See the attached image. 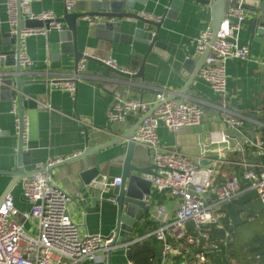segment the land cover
<instances>
[{"label": "crops", "instance_id": "1", "mask_svg": "<svg viewBox=\"0 0 264 264\" xmlns=\"http://www.w3.org/2000/svg\"><path fill=\"white\" fill-rule=\"evenodd\" d=\"M88 1L78 0L74 9H84ZM183 1L182 6L173 13L172 17H169L170 0H147L144 5L135 2V9L138 12L162 16L159 37L168 43L166 58L158 53L149 54L143 79L133 77V74L125 77L96 61L85 59L84 77L78 82L74 95L48 82L53 78L66 77L76 66V58L72 53L53 57L50 44L59 40L61 29L51 28L45 32L30 33L25 37L27 54L34 63L28 69L22 67L21 77L24 83L20 90H16L15 98L19 102L18 97H21L22 111L28 120V132L23 139L21 153L22 166L26 172H34L37 162H54L52 164L56 165L57 162L74 156L87 147L94 148L111 140L117 134L130 130L138 122L135 118L130 117L118 122H111L107 118V111L116 97H141L147 102H153L157 94L164 92L171 99L202 102L205 114L202 124L184 126L177 132L163 125L160 126L158 134L161 142L169 148L184 152L200 164L210 155H218L222 158L207 160L209 164L218 166L220 174L223 172L237 176L241 192L236 198L221 204L217 212L222 216L223 208L228 207L232 201H237L244 206L242 217L254 218L252 205L261 200L257 191L248 186L243 172L249 167L260 169L264 166V35L252 36L251 27L242 24L232 37L237 44L249 46L250 57L244 60L228 61V92L225 98L214 92L211 85L199 76L195 78L188 92L183 95L180 90L187 84L190 76L192 77L194 65L191 70L185 71V76L181 73L182 64L186 59L195 61L200 58L202 54L197 53L196 50L197 38L202 31L212 29L213 26L210 6H203L195 0ZM7 2L8 0H0V53L15 47L13 38L10 36L13 33L9 23ZM30 3L32 14L52 10L59 17L65 11L63 0H32ZM245 13L246 18L251 17L247 11ZM121 21L123 34H131L134 28L141 26V22L136 19L125 18ZM88 25L89 30L80 31L78 34L80 51L99 58L111 56L120 69L127 68L137 72V69L130 65L133 59L132 52L144 53L146 45L135 41L128 43L122 40L96 38L92 29L93 25ZM4 67L5 72L15 69L7 65L6 60ZM45 72L49 74L47 77ZM12 100L0 101V170L18 168L19 134L15 117L10 111ZM223 103L228 109L245 117L243 135L251 138V144L244 142L243 135L228 131L224 121L225 114L219 108ZM85 127H87L89 140H87ZM226 133H230L234 139L224 141ZM202 143H210L212 152L203 154ZM261 143L263 145L260 148L258 145ZM127 147V141H124L86 158L54 165V168L47 169L52 173L53 180L71 196L69 213L82 233H99L108 237L115 232L117 206L109 198L115 186L108 187V184L115 177H121ZM133 161L139 166L153 165L148 147L137 144ZM244 163L248 165L245 166ZM94 165L98 166L102 174L108 176L102 199L98 198L96 191L80 186L82 182L80 171ZM24 179L16 183L9 194L12 195L19 211L30 207V204L22 197ZM11 183L12 176L0 174V201L4 199V194ZM179 206V198L166 191L158 192L152 186L149 212L139 223L148 216L157 226L145 233L146 236L138 235L135 228V232L126 243L118 241L109 251L95 259L86 258L80 264H129L131 260L127 255L128 247L132 243L143 242L149 238L150 236L147 235L162 223L161 219L166 221L173 219ZM251 209L253 211H250ZM159 210L161 214L158 213ZM260 211H263V206ZM19 217L27 229L35 228L33 222L25 221L21 215ZM213 225L217 228L225 227L220 221V216L219 222ZM211 227L212 224H209L196 229L192 222H188L186 235L183 238L168 237L174 245L182 239L187 244L185 249L188 253L182 260L179 259L178 264H200L199 253L195 251L198 248L202 249L200 252L206 256L204 264H216L214 260L217 255L220 257L219 243L223 240L222 238L209 239ZM175 246L183 248L181 243ZM180 253L181 251L174 253L163 260L161 248L162 260L159 264L177 262L176 256ZM193 255L196 256L193 257ZM220 259L223 260V258Z\"/></svg>", "mask_w": 264, "mask_h": 264}, {"label": "built area", "instance_id": "2", "mask_svg": "<svg viewBox=\"0 0 264 264\" xmlns=\"http://www.w3.org/2000/svg\"><path fill=\"white\" fill-rule=\"evenodd\" d=\"M31 1L8 0L9 23L13 34L17 32V3L23 6ZM77 1L64 0L66 9L72 11ZM139 14L147 19L162 20V16H154L146 12ZM232 17L241 21L246 18V13L242 9H231L222 21L213 42V31L210 28L202 31L196 41V50L199 54L211 47L198 76L208 82L214 92L222 98H225L228 92V61L250 57L249 46L239 45L232 39L241 26L240 23H233L230 19ZM32 18L49 19L52 21L50 28H63L61 23L55 21L57 16L52 10L32 14ZM87 21L90 25L95 23L92 18H88ZM47 30L45 28L22 30L21 47L17 54L21 68L28 69L34 63L27 54L25 37L30 33ZM5 60L6 55L0 53V73L5 72ZM102 60L115 68H120L111 56ZM85 68V59H81L66 77L53 78L48 82L74 95L78 82L84 77ZM121 69L130 74L135 73L131 69ZM47 73L45 72L46 77L49 75ZM219 108L225 114L224 121L228 131L243 135L245 117L228 109L224 103ZM10 111L15 117L17 133L19 134L21 127L24 139L28 132V120L25 114L20 112L17 98L12 100ZM204 114L205 108L202 102L171 99L164 92L157 94L153 102H147L141 97H116L107 111V118L111 122L125 121L130 117L141 120L133 139L138 144L147 146L150 151L151 161L155 167L152 186L158 192L166 191L180 199V206L174 218L167 221L161 219L162 223L147 235L154 236L162 242L163 260L181 251L180 247L168 240L169 236L175 239L183 238L186 235L188 222H192L196 229L219 222L218 207L236 198L241 192L237 176L223 172L220 174L217 165L200 164L184 152L167 147L160 140L158 134L160 126L163 125L177 132L184 126L202 124ZM144 116L146 117L143 118ZM231 139L234 137L226 133L224 141ZM244 142L251 144L252 140L244 136ZM262 145L263 143L258 146L261 148ZM209 152H212L211 144L202 143V153ZM52 163L37 162L34 173L23 180L22 197L30 204L27 210L19 211L12 195H8L1 203L0 264H80L86 258L95 259L115 247L114 234L106 237L99 233L81 232L69 213L71 196L53 180L52 173L47 170ZM244 165L248 164L244 163ZM243 177L248 182V186L257 191L264 211V166L260 169L253 167L245 169ZM121 182L122 178L117 176L108 187L119 186ZM158 213L161 214V210ZM20 215L25 221L33 222L35 228L27 229L20 220ZM228 234L226 232V236ZM198 261H206L204 253L198 254ZM129 264L134 263L130 261Z\"/></svg>", "mask_w": 264, "mask_h": 264}, {"label": "water", "instance_id": "3", "mask_svg": "<svg viewBox=\"0 0 264 264\" xmlns=\"http://www.w3.org/2000/svg\"><path fill=\"white\" fill-rule=\"evenodd\" d=\"M64 1V0H63ZM147 0H89L87 6L84 9L68 11L65 7V11L62 16L55 19L63 25V28L59 33V40L50 44L53 57H57L60 54H74L76 58V64L81 59H88L98 62L100 65L105 66L120 75L129 77V72H126L120 68H115L102 58L95 55L85 54L79 50L78 47V34L80 31L90 29L88 25V18L95 20L92 27L94 36L96 38H102L104 40H122L128 43L138 42L147 46L144 53L132 52L133 59L131 61V67L136 68L137 72L133 74V77L144 78V69L147 57L150 53H158L164 58L167 57L168 43L164 42L159 37V30L162 26V21H155L147 19L139 14L135 9V2L140 4H146ZM203 6H210L212 10L213 18V37L212 42L215 40L218 29L224 20L228 16L231 9H242L247 11L251 16L241 21L236 17L230 18L233 23L247 24L251 27L252 36L259 34L264 35V0H195ZM259 3H256V2ZM183 0H170L171 11L169 17H172L173 13L178 10ZM31 3L21 6L17 3V32L11 34L13 38V44L15 47L11 50L3 52L6 55V63L15 69L0 73V101H9L15 98L16 90H20L24 80H22V68L17 59V54L21 47L20 37L23 29H38L45 28L51 29L49 19H37L32 18ZM136 19L141 22V26L133 29L131 34H123L122 31V19ZM211 47L206 49L198 60L192 61L186 59L182 64V74L186 76L187 70L192 69L194 65V73L190 76L187 84L181 88L180 93L186 94L190 87L193 85L195 78L198 77L199 71L204 66L206 58L210 53ZM13 90V91H12ZM19 99V109L22 113L21 97ZM149 115V114H148ZM146 115V116H148ZM144 116L143 118H145ZM138 121L130 130L117 134L111 140L104 142L94 148L87 147L82 152L71 156L67 159L57 162L58 164H51L49 167L54 168V165H60L68 163L70 161L86 158L98 151H101L107 147L127 141V154L123 164V170L121 174L122 182L119 186H115L109 198L112 199L117 206V222L113 238V245H116L118 241L126 243L135 232V228L143 217L149 212L150 197L152 193V180L154 177V165L139 166V164L133 161L134 150L138 144L133 136L140 124ZM110 128V127H109ZM87 132V127H85ZM87 140H89L87 132ZM23 149V136L21 133V127L19 132V144H18V168L16 170H0V174H8L12 176V183L9 189L4 194V199L10 194L11 188L21 181L22 179L31 176L34 172H26L22 166L21 153ZM207 159L218 160L222 159L218 155H210ZM206 158L202 161V164H208L209 161ZM48 167V168H49ZM49 168V169H50ZM81 188H89L92 191H96L98 198L102 199L104 192L106 191L105 184L108 181V176L102 174L98 166H89L80 171ZM0 201L1 203L4 201Z\"/></svg>", "mask_w": 264, "mask_h": 264}, {"label": "trees", "instance_id": "4", "mask_svg": "<svg viewBox=\"0 0 264 264\" xmlns=\"http://www.w3.org/2000/svg\"><path fill=\"white\" fill-rule=\"evenodd\" d=\"M243 207L240 202L232 201L228 207L223 208V212L221 210L220 221L225 227L217 228L212 223L209 239L222 238L223 240L219 243L220 257L217 255L214 260L216 264H264V212L259 211L257 214L251 209L250 211H253L254 214L253 219L247 216L242 217ZM229 223L232 224L229 225ZM155 226H157L156 223L146 216L144 221L136 226V233L140 236L144 235ZM226 232L229 233L228 236H226ZM179 241L175 245L181 243L183 248L181 247L180 255L176 256L177 262L173 264H178L179 259L182 260L188 253L185 249L187 245L185 240ZM161 248L162 243L150 236L143 242L132 243L127 249V255L134 264H159L162 260ZM195 251L198 254L202 249L198 248ZM189 254L191 255V253ZM195 256L193 255V257ZM200 264H204V262H200Z\"/></svg>", "mask_w": 264, "mask_h": 264}, {"label": "rangeland", "instance_id": "5", "mask_svg": "<svg viewBox=\"0 0 264 264\" xmlns=\"http://www.w3.org/2000/svg\"><path fill=\"white\" fill-rule=\"evenodd\" d=\"M253 209L255 212H258L261 210L262 208V205H261V202L260 201H256L253 205H252ZM218 215L220 216V213L218 212Z\"/></svg>", "mask_w": 264, "mask_h": 264}]
</instances>
